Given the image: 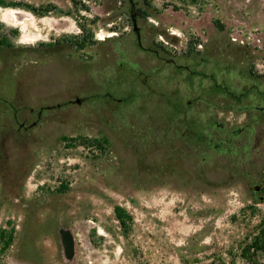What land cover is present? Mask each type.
<instances>
[{
  "label": "rangeland",
  "instance_id": "374dc122",
  "mask_svg": "<svg viewBox=\"0 0 264 264\" xmlns=\"http://www.w3.org/2000/svg\"><path fill=\"white\" fill-rule=\"evenodd\" d=\"M133 1L141 46L129 0H0V264H251L264 0ZM236 96L250 145L190 163L200 130L246 122Z\"/></svg>",
  "mask_w": 264,
  "mask_h": 264
},
{
  "label": "flooded vegetation",
  "instance_id": "af4514ba",
  "mask_svg": "<svg viewBox=\"0 0 264 264\" xmlns=\"http://www.w3.org/2000/svg\"><path fill=\"white\" fill-rule=\"evenodd\" d=\"M141 46V45H140ZM144 74V72H141ZM89 97V96H87ZM237 101L241 98V96H236L235 97ZM264 99V97H263ZM190 103V100L186 101V105ZM261 107V106H259ZM264 107V105L262 106ZM239 111L242 113L246 114V122L242 123L241 125L237 126L236 128H233L232 130L229 131L228 137H222L218 133V130H215L213 132H207V130H200V137L199 140L196 141H190L188 143V146L191 150L192 155L189 158L190 163H197V160L195 159V156L198 155L201 157V161L206 162L208 158L210 157V153L212 154H220L223 152L227 151V146L231 144V140L233 139L239 146V148L243 147L244 149L247 148V146L250 145L252 135H253V128H252V123L255 121H258L261 118V115L257 116H251L248 114L247 106H237L236 107ZM256 109V108H255ZM258 112L264 113V109H257ZM217 127L220 129H223V125L221 123L216 122ZM20 127L26 128L24 124H21ZM203 149L204 152H203ZM249 153L244 154L242 153L241 157H237L236 161L239 163H242L243 161L249 160ZM258 159L255 157L252 158V162L256 163ZM263 162V168H264V159L262 160ZM250 163V160H249ZM250 183L253 184L252 192L254 195V198L258 196H263L264 197V191H263V185H264V174H258L255 176H250Z\"/></svg>",
  "mask_w": 264,
  "mask_h": 264
},
{
  "label": "trees",
  "instance_id": "16d2710c",
  "mask_svg": "<svg viewBox=\"0 0 264 264\" xmlns=\"http://www.w3.org/2000/svg\"><path fill=\"white\" fill-rule=\"evenodd\" d=\"M33 14H37V11L34 7L25 5ZM2 42V41H1ZM264 97V95L262 96ZM233 106H239V102L236 98L233 99ZM116 219L119 221L123 232L127 233V220L130 219V216L125 212V210L120 206H115L114 208ZM13 239V231H7L5 229L0 230V241L2 246L0 247V252L4 251L9 247ZM258 253L264 254V227H261L256 235L252 238L249 244H247L241 251V257L249 260L253 263V258L258 255ZM209 264H229L228 262L222 260V258H214Z\"/></svg>",
  "mask_w": 264,
  "mask_h": 264
},
{
  "label": "water",
  "instance_id": "95a60500",
  "mask_svg": "<svg viewBox=\"0 0 264 264\" xmlns=\"http://www.w3.org/2000/svg\"><path fill=\"white\" fill-rule=\"evenodd\" d=\"M129 3H130V20H131V25H132V31L136 35L138 44L141 45L140 26L137 23V14H136V10H135V1L129 0ZM75 102L77 104H80L81 103V99L76 97L75 98ZM255 108L256 109H261V110L264 109V107H262V106L261 107L256 106ZM35 124H36V122H33L32 125H35ZM256 200L263 201L264 197L263 196H258V197H256ZM66 251H67V249H66Z\"/></svg>",
  "mask_w": 264,
  "mask_h": 264
}]
</instances>
